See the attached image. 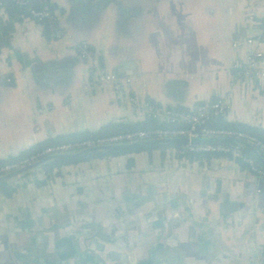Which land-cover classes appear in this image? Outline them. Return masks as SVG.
Returning <instances> with one entry per match:
<instances>
[{
  "label": "crops",
  "instance_id": "crops-1",
  "mask_svg": "<svg viewBox=\"0 0 264 264\" xmlns=\"http://www.w3.org/2000/svg\"><path fill=\"white\" fill-rule=\"evenodd\" d=\"M58 25L140 102L190 109L222 99L227 123L264 130V56L232 66L264 29V0H50ZM8 7V6H7ZM6 7L0 25V159L58 137L134 122L67 39ZM264 55V48L262 50ZM133 160L132 167L127 163ZM36 172L0 194V264H264V178L230 158L159 151Z\"/></svg>",
  "mask_w": 264,
  "mask_h": 264
},
{
  "label": "built area",
  "instance_id": "built-area-1",
  "mask_svg": "<svg viewBox=\"0 0 264 264\" xmlns=\"http://www.w3.org/2000/svg\"><path fill=\"white\" fill-rule=\"evenodd\" d=\"M9 2L15 8L25 9L27 16L42 27L46 24L51 40L67 39L71 46L77 52L79 58L83 61L84 66L89 72L88 81L85 84L86 92L104 91L111 88L114 93L115 104L129 110L134 122L142 120H152L158 124H165L174 128H159L148 131H135L128 134L115 135L107 138L96 140H86L80 142L63 143L51 145L43 148L33 156L24 160L6 164L0 167V177L16 172L22 168L28 167L46 157L53 155H62L77 152L84 149L93 148L103 145L129 144L151 140H176L183 139L187 144L182 150H170L168 155L175 157L180 156L187 151L207 154H221L227 158L236 160L242 159L247 165V170L261 175L264 178V171L259 169L254 160L244 158L241 154V145L237 142H245L264 154V143L255 140L253 137L232 130L214 129L205 126V122L212 116L225 115L228 111V104L222 99L206 101L201 104H195L190 109L178 110L176 108H165L154 103L140 102L134 95L129 93L127 88L128 80L120 82L111 74L100 62L98 56L86 45L75 42L71 36L67 35L58 25V17L51 7L50 0H0V25L6 17V2ZM242 46L249 47L248 54L240 62L232 66L236 77H249L254 74L256 62L263 58L264 48V29L260 35L254 38H248L241 42L233 43V48ZM184 125L183 128L178 127ZM178 127V128H177ZM198 139L221 140L229 139L235 142L233 147H226L212 144L193 143ZM33 178V176H32ZM28 179L20 178L19 183H26Z\"/></svg>",
  "mask_w": 264,
  "mask_h": 264
},
{
  "label": "trees",
  "instance_id": "trees-1",
  "mask_svg": "<svg viewBox=\"0 0 264 264\" xmlns=\"http://www.w3.org/2000/svg\"><path fill=\"white\" fill-rule=\"evenodd\" d=\"M8 6V7H7ZM6 7L9 9L10 13L13 15H22L27 16V12L25 9L21 8H15L12 6L8 1L6 2ZM43 33L46 39H50V33L48 32L46 24H42ZM215 99L211 100L214 101ZM201 104V103H198ZM178 110H186L183 108H176ZM187 111V110H186ZM205 126L209 128L214 129H224V130H232L235 132H243L251 137H253L255 140L264 143V130H261L259 128L250 127L243 124H235V123H227L224 119L223 115L220 116H212L209 118L207 122H205ZM183 128L184 125L178 126ZM177 127V128H178ZM159 128H174L169 127L165 124H158L157 122H154L152 120H142V121H136V122H118V123H110L102 128H100L96 132H83V133H77V134H69L65 136L58 137L54 140H49L44 143L37 144L34 147H31L27 149L26 151L20 153L16 157L8 158V159H0V167L4 166L6 164L18 162L21 160H24L26 158H29L42 150L43 148L51 145H58L63 143H71V142H80V141H86V140H96L99 138H107L110 136L115 135H122V134H128L135 131H148V130H154ZM198 144H212V145H221L226 147H233L235 142L233 140L229 139H221V140H213V142H203L201 139L196 140L193 145L196 146ZM186 144H174V145H149L142 148H135L132 150H121V151H110V152H103V153H94L78 158H69V159H63V160H55L48 163L43 164L42 166H39L33 170H30L28 172H25L21 174L20 176H17V178H25L30 179L36 172H41L44 175V180L37 182L34 181L33 184L36 186H43L46 183H48L51 179H53L55 176L59 174V171L63 167L73 166L79 163L88 162L91 160H102V159H109V158H116L121 156H131L135 154L140 153H147L150 154L153 151L159 150L164 154H166L170 150H182L184 149V146ZM253 147V146H252ZM254 148V147H253ZM255 151L259 154V156L262 158V162H260L253 153L248 150L246 147L241 146V154L244 158H250L254 160L256 166L264 171V154L260 151H258L256 148H254ZM218 157H226L222 156L221 154H207V153H198L193 151H187L183 153L180 156H175L178 160L185 162V163H199V164H208L212 159L218 158ZM227 158V157H226ZM239 167L241 169H247V165L243 162L242 159H236L235 160ZM133 160L130 158V160L127 163V167H132ZM258 178H263L261 175L255 174ZM15 178L3 182L0 184V194L6 198L9 199L12 197L16 189L18 188L17 183L14 180Z\"/></svg>",
  "mask_w": 264,
  "mask_h": 264
},
{
  "label": "water",
  "instance_id": "water-1",
  "mask_svg": "<svg viewBox=\"0 0 264 264\" xmlns=\"http://www.w3.org/2000/svg\"><path fill=\"white\" fill-rule=\"evenodd\" d=\"M201 141L213 142V140H210V139H201ZM237 143L243 147H246L248 150H250L253 153V155L260 162H262V158L259 156L257 151H255V149L251 145H249L245 142H241V141H238ZM174 144H187V141L183 140V139H176V140L163 139V140H151V141H143V142L119 144V145H103V146H96L93 148L80 150V151L69 153V154L53 155V156L46 157L43 160L38 161L37 163H34L28 167L22 168L16 172H13V173H10V174H7L5 176L0 177V184L3 182H7V181H9V180H11L17 176H20L21 174H23L25 172H28L30 170H33V169L39 167V166H42L45 163L55 161V160L78 158V157H82V156H86V155H90V154H94V153H103V152L121 151V150H132L135 148H142V147H146L149 145H174Z\"/></svg>",
  "mask_w": 264,
  "mask_h": 264
},
{
  "label": "rangeland",
  "instance_id": "rangeland-1",
  "mask_svg": "<svg viewBox=\"0 0 264 264\" xmlns=\"http://www.w3.org/2000/svg\"><path fill=\"white\" fill-rule=\"evenodd\" d=\"M169 151L166 153L168 155Z\"/></svg>",
  "mask_w": 264,
  "mask_h": 264
}]
</instances>
